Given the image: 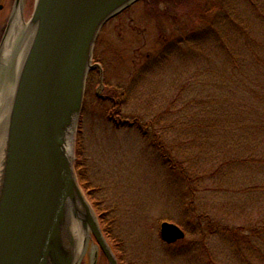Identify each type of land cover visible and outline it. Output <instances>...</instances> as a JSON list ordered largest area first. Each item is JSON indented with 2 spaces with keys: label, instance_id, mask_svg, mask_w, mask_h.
<instances>
[{
  "label": "rangeland",
  "instance_id": "obj_1",
  "mask_svg": "<svg viewBox=\"0 0 264 264\" xmlns=\"http://www.w3.org/2000/svg\"><path fill=\"white\" fill-rule=\"evenodd\" d=\"M32 1L24 3L25 20L31 18ZM204 2L140 0L107 21L95 42L93 56L104 70V89L96 94L94 71L75 130V172L98 223L103 219L109 238L101 230L118 264H243L225 244L221 224L241 228L264 221V197L253 201L246 194L249 203L240 198L242 172L224 177L222 168L214 169L226 163L227 154H221L226 149L199 154L198 148L207 151L210 144L199 146V138L210 132L204 127L211 122L200 118L196 128L189 119L191 108L202 110L190 103L196 67L193 58L169 50L176 31L187 36L198 24L195 16ZM0 5L1 42L14 0H0ZM230 7V14L243 19L264 46V0H233ZM161 56L167 59L161 62ZM207 78L202 76L205 83ZM212 152L217 158L210 161ZM226 166L231 168L225 171H235L236 166ZM257 173L248 170L245 177L251 180ZM163 221L179 226L185 237L164 243L159 234ZM248 239L259 257L248 246L244 264H263L264 232ZM89 263L88 258L79 262ZM98 264H108L103 253Z\"/></svg>",
  "mask_w": 264,
  "mask_h": 264
},
{
  "label": "water",
  "instance_id": "obj_2",
  "mask_svg": "<svg viewBox=\"0 0 264 264\" xmlns=\"http://www.w3.org/2000/svg\"><path fill=\"white\" fill-rule=\"evenodd\" d=\"M136 1L35 0L28 20L34 36L8 119L0 264H79L73 260L74 239L62 241L70 214L89 234L92 252L83 258L98 264L103 253L108 264H118L79 185L74 137L90 70L99 72L98 96L103 90L102 68L92 60L98 33ZM18 2L14 0L0 48ZM159 234L167 244L184 238L182 229L169 222L160 224Z\"/></svg>",
  "mask_w": 264,
  "mask_h": 264
},
{
  "label": "trees",
  "instance_id": "obj_3",
  "mask_svg": "<svg viewBox=\"0 0 264 264\" xmlns=\"http://www.w3.org/2000/svg\"><path fill=\"white\" fill-rule=\"evenodd\" d=\"M232 4L233 0L204 2L202 13L198 16L199 12L195 16L198 24L194 28L191 27L193 30L187 36L185 31H176L177 38H174V44L169 50L172 49L171 54L180 58H193V66L196 67L195 82L190 83V89L196 94L191 96L190 103L202 110L191 108L189 119L193 120V126L196 128L200 126L196 125L195 120L203 118L211 122L209 126L204 127L210 132L204 138H199V146L207 142L210 144L207 151L198 148L199 154L205 155L208 151H215L223 146L226 150L221 154H227L226 163H218L214 169L219 171L222 168L224 177H228L231 172L239 174L241 171L239 176L242 179L237 190L238 193H243L240 198L244 203H249L251 200L260 201L264 197V177L260 179V175L264 174V46L261 42L257 43L254 30L243 25V19L230 14L231 7L226 9L227 5ZM165 59L167 58L161 56L159 61L164 62ZM156 62L158 60L154 63ZM93 73H89L88 87L93 85ZM203 75H208L206 83L202 80ZM215 128L220 132L215 133ZM220 142L223 144L219 145ZM211 154L210 161H213L217 156L214 152ZM164 160L170 162V159ZM226 165L236 166L235 171H225L231 168ZM74 167L77 171L79 158L74 162ZM169 167L173 169L174 166L170 164ZM248 170H256L258 173L248 180L245 177ZM246 194H249L251 200L246 198ZM99 219L103 233L109 238L102 217ZM221 225L224 226L222 236L225 244L240 263L244 264L250 257L248 246H252L248 237H261L264 221L243 224L241 228ZM242 230H247L248 233H241ZM210 234L220 233L211 231ZM253 248L259 257L258 249L255 246ZM227 263L228 260L220 264Z\"/></svg>",
  "mask_w": 264,
  "mask_h": 264
},
{
  "label": "bare ground",
  "instance_id": "obj_4",
  "mask_svg": "<svg viewBox=\"0 0 264 264\" xmlns=\"http://www.w3.org/2000/svg\"><path fill=\"white\" fill-rule=\"evenodd\" d=\"M19 0L15 8L10 28L0 48V72L4 76L0 78V189L4 174L5 151L7 139L8 119L13 103L15 88L26 55L34 36V28L23 17L24 3ZM35 0L32 1V6ZM29 11V9H28ZM62 226L64 236L62 241L68 243V239H74L73 260L75 263L83 259V255L92 252L88 231L82 227L77 219L69 215ZM67 228V229H66ZM66 230V236H65ZM96 248H93V252Z\"/></svg>",
  "mask_w": 264,
  "mask_h": 264
}]
</instances>
